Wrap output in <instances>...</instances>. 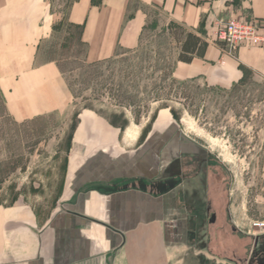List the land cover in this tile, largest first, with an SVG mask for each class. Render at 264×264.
<instances>
[{"label": "crops", "instance_id": "crops-1", "mask_svg": "<svg viewBox=\"0 0 264 264\" xmlns=\"http://www.w3.org/2000/svg\"><path fill=\"white\" fill-rule=\"evenodd\" d=\"M152 10L166 26L207 43L203 57L181 63V43L168 32L177 50L172 78L228 90L245 71V83L264 87L261 48L242 45L228 57L214 41L217 24L230 19L253 20L264 31V0H73L63 20L79 30L85 62L94 64L137 50ZM59 21L49 0H0V94L15 122L70 103L58 64L38 61ZM219 173L204 140L174 123L168 108L123 127L84 110L50 217L41 221L24 204L0 205V264H249L250 255L238 257L240 244L231 241L227 248L239 262L215 255L226 248L225 232L250 237L230 229L217 197ZM211 214L214 222L207 221Z\"/></svg>", "mask_w": 264, "mask_h": 264}, {"label": "rangeland", "instance_id": "rangeland-1", "mask_svg": "<svg viewBox=\"0 0 264 264\" xmlns=\"http://www.w3.org/2000/svg\"><path fill=\"white\" fill-rule=\"evenodd\" d=\"M49 1L60 21L40 47L38 61L58 64L70 103L51 115L18 123L6 116L0 94V205L24 204L41 221L50 217L80 112L93 110L123 127L127 121L148 122L156 109L168 108L174 123L201 137L218 158L217 197L224 216L230 229L250 236L244 239L228 228L226 248L215 255L239 262L227 248L231 241L240 244L238 257H251L255 239L264 237V87L248 81L222 90L172 78L177 50L169 33L175 30L157 10L151 11L137 50H118L112 58L86 63L79 30L63 20L73 0Z\"/></svg>", "mask_w": 264, "mask_h": 264}, {"label": "built area", "instance_id": "built-area-1", "mask_svg": "<svg viewBox=\"0 0 264 264\" xmlns=\"http://www.w3.org/2000/svg\"><path fill=\"white\" fill-rule=\"evenodd\" d=\"M214 41L228 57H233L242 45L261 48L264 60V31L253 20L239 18L218 23Z\"/></svg>", "mask_w": 264, "mask_h": 264}, {"label": "trees", "instance_id": "trees-1", "mask_svg": "<svg viewBox=\"0 0 264 264\" xmlns=\"http://www.w3.org/2000/svg\"><path fill=\"white\" fill-rule=\"evenodd\" d=\"M173 28L175 32L174 33L170 32L172 38L176 41V43L178 44L181 43L180 53L178 54L177 57L178 62L189 64L192 62L194 57H203L204 52L207 48L206 42L202 41L200 38L194 36L191 33H186L178 26L174 25ZM243 72H244L243 77L241 78V80L238 82L237 85L244 84L247 79L245 75V71Z\"/></svg>", "mask_w": 264, "mask_h": 264}, {"label": "flooded vegetation", "instance_id": "flooded-vegetation-1", "mask_svg": "<svg viewBox=\"0 0 264 264\" xmlns=\"http://www.w3.org/2000/svg\"><path fill=\"white\" fill-rule=\"evenodd\" d=\"M216 217L214 215L208 216V222H214ZM254 248H252L250 254L249 264H262L264 262V237L256 239L254 241ZM255 249V250H254Z\"/></svg>", "mask_w": 264, "mask_h": 264}, {"label": "water", "instance_id": "water-1", "mask_svg": "<svg viewBox=\"0 0 264 264\" xmlns=\"http://www.w3.org/2000/svg\"><path fill=\"white\" fill-rule=\"evenodd\" d=\"M262 264H264V262Z\"/></svg>", "mask_w": 264, "mask_h": 264}]
</instances>
